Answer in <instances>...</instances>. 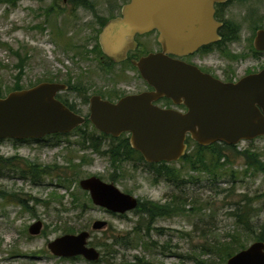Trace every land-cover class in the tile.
<instances>
[{
    "label": "rangeland",
    "instance_id": "obj_1",
    "mask_svg": "<svg viewBox=\"0 0 264 264\" xmlns=\"http://www.w3.org/2000/svg\"><path fill=\"white\" fill-rule=\"evenodd\" d=\"M87 1L95 5L93 10L87 7L73 12L79 21L74 26L77 31L72 44L83 42L89 49V39L98 28L94 15L107 17L108 6H104L106 0ZM51 3V0H0V42L5 44L0 45V83L5 86L1 97L16 88V84L28 88L48 77L63 82L69 80L75 89L67 94L68 100L86 116L84 94L89 96L114 89L127 92V84L115 79L118 67L109 75L101 62L90 54L86 57V53L81 60L75 57L74 51L63 50L66 43L63 36L60 47L57 39L60 35L55 33L67 29L71 35L74 31H69L63 12L46 16L44 10ZM217 15L228 24L234 39L222 42L206 55L205 67L213 69L224 80L227 75L241 77L263 68L264 53L254 51L252 40L255 30L264 29V0H233L217 8ZM84 24L92 25L93 29L84 28ZM153 39L149 36L142 41L156 48ZM24 57L27 59L20 68ZM140 85L138 80L137 88ZM81 130L85 137L99 139V153L86 149L88 142L81 145L80 132H72L67 137L47 136L39 141L0 140V156L15 158L13 164L0 169V264H129L135 259L146 264H220L221 259L215 253L209 254L207 247L235 230L232 213L236 207L246 206L242 202L244 198L251 199L249 223L252 227L241 232L240 238L248 246L264 232V174L246 170L242 156L230 155L226 168L231 170L217 177L188 170L184 160L172 162L168 166L181 172V185L164 179L155 183L153 168L140 162L137 155L123 158L128 151L124 148L123 136L105 137L91 124ZM188 145L187 152L193 154L197 144L190 140ZM236 147L238 151L261 154L259 159L264 163V138L241 141ZM117 148L121 155L115 161L110 151ZM81 159L85 163L82 164ZM24 161L42 172L40 185H33L28 176L21 178L20 170L30 167ZM232 170L236 174L231 175ZM89 176L114 183L140 202L170 204L179 210L158 217L148 227L139 225L137 231H132L146 216L131 212L126 219H117L94 206L79 187V181ZM190 176L195 183H190ZM37 221L42 224L40 231L29 233V227ZM94 221H106L107 226L91 230ZM82 231L90 232V246L105 252L101 261L57 258L47 248L48 242L62 235ZM117 234L122 237L123 248L114 244ZM114 250H117L115 255Z\"/></svg>",
    "mask_w": 264,
    "mask_h": 264
},
{
    "label": "water",
    "instance_id": "obj_2",
    "mask_svg": "<svg viewBox=\"0 0 264 264\" xmlns=\"http://www.w3.org/2000/svg\"><path fill=\"white\" fill-rule=\"evenodd\" d=\"M230 0H130L121 16L108 21L98 36L104 55L117 61L136 48L135 36L156 31L160 51L149 53L133 66L152 91L126 96L116 103L93 96L85 118L55 98L65 85L42 82L0 98V140H41L68 134L89 121L102 134L118 138L129 135L130 147L146 163H172L187 154V139L200 146L215 143L236 145L264 137V67L236 83H225L180 59L201 47L221 40L222 23L214 18L215 5ZM255 51L264 52V29L255 32ZM173 56V57H172ZM170 99L183 105L185 113L163 109L153 103ZM92 203L114 212L137 205L135 197L97 177L79 181ZM105 225L96 221L92 230ZM41 223L29 227L40 231ZM90 234H65L48 242L58 257L98 259L88 245ZM224 264H264V242L255 241L229 257Z\"/></svg>",
    "mask_w": 264,
    "mask_h": 264
},
{
    "label": "flooded vegetation",
    "instance_id": "obj_3",
    "mask_svg": "<svg viewBox=\"0 0 264 264\" xmlns=\"http://www.w3.org/2000/svg\"><path fill=\"white\" fill-rule=\"evenodd\" d=\"M78 1H81V0H78ZM118 1L119 0H106L104 2V6L105 5L108 6V13H107L108 16L107 17H102V16H99L97 14L94 15V17H95V23L97 24L98 28L96 30V33L89 39L90 40V43H89L90 44V48L89 49H87V44L86 43H83V42L77 43V44H72V39L76 35V31H77V29H74V26L79 21V19H76V16H74L73 12H77L78 8H87V6H89L88 8H90V6H92L94 8L95 5H92L91 3H88L89 4L88 5L87 3H80L79 2L78 6L77 7L76 6L74 7V5L72 4V0H61V4H58V1H57V5L59 7H62L64 9L63 13H64L65 18L67 19L66 25L70 28L69 31H74V32H71L72 33L71 35H69V33H67V29L61 31L60 41L58 42V44L60 45V47H61V41L63 40V38H62V36H63V37H65V40L64 41H66L65 48H62L63 50H65L66 52L68 50H70V52L74 51L75 57L76 58H79L81 60H83L85 58V54L86 53L88 54V55L86 54L87 55L86 57H88L89 54H90L91 57L94 60H97V61L99 60L101 62L102 67L105 68V71H107L109 75L110 74H114L113 72L116 71L115 69L118 67L120 70L118 71L117 75H115V79L116 80L118 79V81L120 80L123 83L127 84V86H126V88H128L127 89V92H126V90L120 91L119 89H114V90L107 91L106 93L96 92V93H93V94H91L89 96H87V94H84V96H82V99H83L84 102H87L85 104H87L86 107H87V110H88V114H89L90 99L93 96H99L103 100L109 101L111 103H116L120 99H122L123 97L131 96V95H137V94H140V93H143V92L152 91V88L141 78V76L139 75L137 69L133 66V61H137L138 59H140L143 56H146L149 53H155V52H159L160 51V45L157 42V36H158V34H157L156 31H152V32H149V33H146V34H143V35H136L135 38H134L135 39V42H136V48L128 51L127 54H126V56H125V58L124 59H121L120 61H117V60H115V59H113L111 57H108V56L104 55L103 52L101 51L100 46H99L98 36H99V33L101 32L102 28L105 26V24L108 21L120 17L121 16L122 7L125 4H127V3L130 2V0H122L121 3H118ZM228 2H226L224 4L226 5ZM117 4H118V6H117ZM65 6H68V8H65ZM217 6L218 5H215L214 18L217 21H219L220 23H222V26L219 29V35H220V31L222 29H225L226 26H225V23L224 22H222V21L219 20V17L217 15ZM93 8H90V9L93 10ZM45 10H44V12H45ZM82 21H83V23L85 22V20H83V19H82ZM84 28L93 29L92 25H88L87 26L85 24H84ZM225 30L228 31V27H226ZM257 30H255V32ZM255 32H254V35H255ZM67 35L69 37V40L68 41H67ZM149 36H153L154 37L153 40H154V44H155L156 48L155 47H151L150 44H148L147 42L142 41V40L148 38ZM57 39H59V38H57ZM218 42H220V41H218ZM252 42H253V40H252ZM215 44L216 43L209 44V45L203 46V47H201L199 49V50H201V49L209 50L207 52H204L203 50H201V51L198 50L194 54L189 55L187 57H183V58H178V57H173V56L172 57L175 58V59H178V60L180 59L181 61H184L185 63L194 65L198 69H200L202 72L207 73V74L211 75L212 77H214V78H216V79H218V80H220L222 82H225V83H236L239 80H241L242 78L246 77L247 75H249L251 73H255V72L246 73V74L242 75L241 77H234L232 75H227V77H225V80L219 78V76L214 72L213 69H209L208 67H205L206 66L205 56L208 55L209 53L214 52V50L216 48H214L213 46ZM97 47H98V50L100 51V54L97 53V51L95 50ZM256 52L257 53H264L262 51H256ZM127 75H131L132 77L129 78ZM228 77H230V78L228 79ZM121 78H123V80H121ZM138 80L141 81L142 86L140 85L137 88V82H138ZM42 82L58 83V84L65 85L66 88L64 90L58 91L56 93V95H55V98L58 101H60L63 105H65L67 108H69L71 111H73V112H75V113H77L79 115H82L85 118L88 116V115L85 116L84 114H82V112H79V107L76 106L75 103H72V102H70L68 100L67 94L70 93L71 90H74L75 89L69 83V80H66V81L63 82V81H60L59 79L52 78V77H48V78H45L44 80L36 83L35 85H37L39 83H42ZM35 85H33V86H35ZM33 86H31V87H33ZM31 87H28V88H31ZM28 88H23V89H28ZM85 97H87L86 98V101H85ZM153 104L156 105V106H158V107H160V108H163V109H173V110H176V111H178L180 113H185L186 112V108L183 105H174L173 102L170 99H167V98L159 99L158 101L154 102ZM86 122H88L89 124H91L87 120H86ZM121 136H123L127 140L129 139V135L126 134V133L122 134ZM46 137H44V138H46ZM261 138H264V137H257V138H255L253 140L261 139ZM253 140H250V141H253ZM34 141H39V140H34ZM128 144H129V141H128ZM236 145H230V146H236ZM12 159L14 160L15 158L12 157ZM166 164H168V163H166ZM34 167H36V166H34ZM37 172H38V170H32L29 173L28 179L30 178L29 181H31V183L33 185H40V183L38 181L39 180V176L37 175ZM32 177L34 178L33 179V182H32V179H31ZM90 177H93V176H89L88 178H90ZM94 177H97V176H94ZM97 178H99V177H97ZM99 179L101 181H103L101 178H99ZM103 182H105V183H112V182H106V181H103ZM112 184H114V183H112ZM80 189L88 194L89 200L91 201L89 192L87 190H83L81 187H80ZM123 193L129 194V193H126V192H123ZM129 195L133 196L132 194H129ZM133 197H135V196H133ZM30 199H32V198H30ZM135 199L137 201L136 207L134 209H131V210H128V211H125V212H114V211L112 212V211L106 210L104 208H101V209L104 210L106 213L110 214L111 216L117 218V219H126L127 215L129 213H131V212H133L134 214L137 213V215H139V217L140 216L143 217V212L141 211V208H139L140 205L142 204V202L138 201V199L136 197H135ZM91 203H92V201H91ZM94 206H96V205H94ZM96 207H98V206H96ZM144 216H146V215H144ZM146 219H147V217L146 218H142L143 221L146 220ZM142 220L140 222H138V224L133 228L132 231H137L138 228H140L139 225H143V226L146 227L147 224L144 225ZM154 220H152L149 224H151ZM37 222H40V221H37ZM95 222L96 221H94L93 223H95ZM103 222H105V225H103V228H105L107 226V222L106 221H103ZM33 224H35V222ZM92 225H91V230H92ZM41 226H42V224H41ZM89 234H90V232H89ZM89 239H90V237H89ZM121 242H122V237H121L120 234H117L114 237V244L115 245H118V246H121L123 248V244ZM88 245H89V240H88ZM91 247H93V246H91ZM124 250H126V249H124ZM97 252L99 254L98 259L97 260H93V261H88V262H98V261H101L104 258L105 252H101L99 250H97ZM116 253H117V250H114L113 251V254L115 255ZM107 255L109 256L110 254H107ZM55 257H57V258H64V259H66V258L77 259L79 257L83 258L82 256H76V257H58V256H55ZM84 260H86V259H84ZM118 264H125V263H118ZM129 264H146V263H144L140 259H135L133 262H131Z\"/></svg>",
    "mask_w": 264,
    "mask_h": 264
},
{
    "label": "trees",
    "instance_id": "obj_4",
    "mask_svg": "<svg viewBox=\"0 0 264 264\" xmlns=\"http://www.w3.org/2000/svg\"><path fill=\"white\" fill-rule=\"evenodd\" d=\"M3 1H7L8 0H3ZM38 1H44V0H38ZM52 4L45 10V14L46 16L49 14H60L61 12H63L61 10V8L57 5V1L59 0H51ZM233 0H230L229 2H231ZM80 3H87V0H72V4L74 5V7L78 6V4ZM228 2V3H229ZM225 4H219L217 6V8L219 7H224ZM226 6V5H225ZM89 7V6H87ZM90 8H93L92 6H90ZM228 24L225 23V26H227ZM225 27V29H226ZM222 29L220 31V37L221 40L220 42H217L213 47L217 48L218 46L221 45L222 42L225 41H230L232 39H234V33H230L229 31ZM259 29H263V28H259ZM55 35H61V31L56 32ZM60 40V37H59ZM0 45H5L3 42H0ZM11 50V49H10ZM97 51V53L100 54V51L98 50V47L95 49ZM204 52H207L209 50H204L201 49ZM199 50V51H201ZM14 54H18L16 52H14ZM27 57H24V59L22 58L20 60V64L19 67L23 68L25 61H26ZM0 67H2L0 65ZM5 88V86L3 84L0 83V97H1V89ZM8 89V88H7ZM23 89V87H20L16 84V88L12 89L9 92L12 91H16V90H21ZM8 92V93H9ZM87 124H89L88 122L84 123V125L78 127L77 129L73 130L72 132H80V138L81 140V145L84 146L85 142H88V146H86V149H91L92 151L99 153V139L97 138H93V137H85V132H83L81 130L82 127H86ZM70 132V133H72ZM70 133L68 134H54V135H49V136H53V137H61V136H69ZM101 135L105 136V137H110L113 139L112 136L110 135H105L100 133ZM116 139V138H114ZM124 139V148H127V154L126 156H123V158H129L130 154H135L138 156L140 162H144L148 167L153 168L154 174H155V183L158 182V179H164L167 182L173 183L177 186L181 185V172L180 171H176L173 168L169 167L168 164H166L165 162H161L158 164H148L146 163L142 156L140 155L139 152L133 150L129 144H128V140L126 138ZM190 139H188V143H189ZM187 143V145H188ZM71 143L68 142V145H70ZM123 145V144H122ZM189 146V145H188ZM236 146H230L224 143H215V144H211L209 146H200V145H196V150L193 152V154H190L187 152V154L182 157L180 160L181 161H185L187 164V168L188 170L191 171H197V172H201L207 175H210L212 177H217L219 175H221L223 172L231 170V168H226V166L228 164H230V155L237 157V156H242V158L244 159V163H245V169H251L253 171H255L256 173H263L264 174V163L262 161H260V156L261 154L259 153H255V152H251L248 150H244V151H238L236 149ZM84 149V147L82 148ZM188 151V150H187ZM121 154L119 153V149H115L110 151V157L114 158L115 161L118 159L117 157L120 156ZM13 159L12 158H3L0 156V169L6 167V166H10L12 163ZM80 162L83 164L85 163L84 159H81ZM24 163L27 166V169L25 170H20L21 172V177L23 179H26V176L29 177V173L32 170H36V167L31 166V164L27 161H24ZM78 166V165H77ZM75 166V167H77ZM34 172V171H33ZM42 172H37V175L39 176ZM236 174L235 171H231V175ZM235 178V177H233ZM32 182H33V177L31 178ZM195 179L193 176H190V183H195ZM0 195H2V193H0ZM264 195V194H263ZM250 198H244L242 202H244V205L242 208H235V210H233V218L235 219L234 222V226H235V230H233V232L227 233L225 236V239L223 240H216L213 243H211V245H209V247H207V252L209 254H213L215 253L217 255V257L219 259H221V263L223 264L225 260H227L229 257H231L232 255H234L236 252L246 248L247 246H245L244 242L242 241V237L240 238L241 232H244L246 230H248L249 228H251V224L249 223V214L252 211V208L249 206L250 204ZM85 207V206H83ZM141 211L143 212V215H146L147 219L143 221V223L146 225V227H148L149 223L158 218V217H166L169 216L170 214L176 213L177 208H174L172 205L170 204H164V205H159L157 203H153L150 201H144L142 202V204L140 205ZM85 209V208H84ZM240 209V210H237ZM235 213V214H234ZM242 230V231H241ZM255 241H262L264 242V232L261 231L259 235L256 236ZM226 262V261H225ZM201 264V263H198Z\"/></svg>",
    "mask_w": 264,
    "mask_h": 264
}]
</instances>
